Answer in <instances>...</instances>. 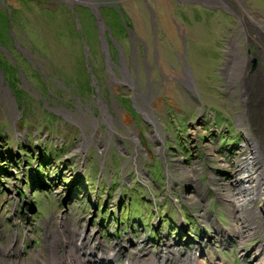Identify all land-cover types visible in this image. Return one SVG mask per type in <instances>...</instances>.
Returning <instances> with one entry per match:
<instances>
[{
  "label": "rangeland",
  "instance_id": "1",
  "mask_svg": "<svg viewBox=\"0 0 264 264\" xmlns=\"http://www.w3.org/2000/svg\"><path fill=\"white\" fill-rule=\"evenodd\" d=\"M118 1L128 11L125 22L130 38L126 33L118 36L125 54L111 49L108 67L120 81L111 61L116 66L122 61L123 72L130 70L134 82L137 78L132 68L139 65L138 79L144 83L146 61L141 48H146V53L147 46L152 47L147 3L154 6L158 18L157 45H163V56L152 76L160 79V86L150 108L146 107L154 122L146 117L145 108L140 109L143 102L138 97L132 101V88L111 81L105 65L107 54L99 50L97 39L88 40L91 51L87 60L80 48L72 46L79 37L62 26L63 21H73L71 3L63 2V19V11L54 15L53 0H5L16 23L30 21L39 28L28 35L30 43L24 36L17 37L21 51H0V247L5 252L14 251L15 257L7 259L12 264H41L35 257H46L55 239L61 252L64 242H72L61 235L64 220L67 229L69 225L72 228L69 236L74 237L76 230L86 236L94 234L86 239L87 254L103 242L108 257L109 249L121 245L120 254L143 263L152 259L153 252L165 249L194 257L200 246L204 264L211 257L217 264H252L257 247L264 243V202L258 199L248 211L254 216V224L249 220L248 225L260 226L261 235L255 236L247 225L245 232L249 233L241 241V229L236 230V239L227 234L233 222L241 226V216L231 215L223 204L225 199L208 192L207 186L215 180L221 183L220 178L230 181L229 175L242 171L241 164L235 162L248 155L251 137L264 151V135L258 134L264 129V96L258 98V89L248 87L251 80L245 81L252 77L240 71L246 64L255 73L251 60L257 61L256 71L263 68L264 54L260 57V51L253 49L251 54L241 52L242 64L236 66L239 59H231L224 41L230 35L245 33L243 25L228 20L220 11H211L202 1ZM4 4L0 0V18L10 14ZM247 11L264 24V0L248 1ZM113 19L116 25L118 18L113 15ZM174 22L182 29L180 33ZM54 23L60 29L55 30ZM225 25L228 30L223 29ZM0 31H4V23ZM179 34L187 42L185 60L190 68L183 61L186 48ZM239 39L242 45L244 39ZM169 57L175 66L179 60L180 68L189 69L192 90L189 84H181L186 78L180 70L170 69ZM161 66L167 73L163 82L164 78L158 77ZM232 66L237 67L235 77L226 71ZM93 120L98 124L95 141L87 153L76 152L84 133L97 130ZM134 131L144 150H136L134 135L130 136ZM191 198L193 205L189 204ZM217 221L227 235L217 231ZM15 236L17 241L13 242ZM19 248L25 255L17 253ZM135 251L138 256H134ZM118 264H123V259Z\"/></svg>",
  "mask_w": 264,
  "mask_h": 264
},
{
  "label": "flooded vegetation",
  "instance_id": "2",
  "mask_svg": "<svg viewBox=\"0 0 264 264\" xmlns=\"http://www.w3.org/2000/svg\"><path fill=\"white\" fill-rule=\"evenodd\" d=\"M18 1V0H16ZM54 1V8L53 11L56 12L55 14H59L57 13L58 11H63L60 16H63V19L65 18V12H64V7H63V2H67V3H71L72 5H70V15L73 16V21H69L67 23V21H63L64 24H62V26L67 27L68 31H72L75 34H77L79 37V42H74L75 48H80L82 50L83 55L85 56V59H88V54L91 51V48H89V44H88V40L89 38H95L97 39V46L99 48V50H101L107 57L106 60L109 59V54L111 57V49H114L115 51H117L120 55V53H122L124 56L125 54V48L121 47L122 45H120L118 43L119 38L118 36H120V34H124V35H129L128 38H130V34L127 32L128 30V23H126L125 21L128 20V11L124 9H122V7L120 6V3L118 0H53ZM90 1V2H88ZM180 1V0H178ZM205 2H201L203 5L211 8V11H215V12H222L224 15H226L228 20H233L235 23H241L243 26L242 28L245 29V33H240V34H235V35H230V37L224 41L225 46L229 49L228 53L229 55H231V59H234V55H236V57L239 59L241 52H245L248 54H251L252 49L256 50V51H260V54L263 55L264 53V36L260 37L261 33L259 34L260 36L258 37L259 40L258 41H254L255 39H251V36L255 34V29L258 30L259 32H262V34L264 35V32L262 31V29H260L257 26H250L251 23L247 22V19H249V16H254V18L256 17L255 14L252 13V15L247 11V4L248 1L250 0H204ZM4 4V6L6 7L7 12L6 13H10L8 16H2L0 18V24L4 23V31H0V51L3 50H8L9 54H11V49L14 50H19L21 51L23 48L18 45V40L17 37L18 36H24L25 39L27 41H29L30 43V39L28 38V35L30 34H34L33 31H35L36 29L39 28L37 23L34 22H30L28 21L26 24L25 23H16L14 21V19H12V9L8 8L6 5L5 0H2ZM209 2V3H208ZM219 2V3H218ZM89 3V4H88ZM92 3V5H91ZM199 3V2H197ZM214 3V4H213ZM211 4V5H210ZM218 4V5H217ZM116 6V7H115ZM177 7H180V4L176 5ZM131 9H133V6L130 7ZM146 9L148 12V19L149 22L151 24V33H152V47H148V51L145 53L146 48H142L143 50L142 53V57L144 58V61H146L145 66V70H146V74H145V80L144 83L142 84L141 81L138 79L139 77V71L137 69V67L139 66H133V71L135 72L136 75V82L133 81V79L131 78L132 76L129 75V72L131 73L130 70H127L126 72H123L122 69L124 64L121 61V64L119 66H116L114 62L111 61L112 63V68L116 69V71H118L120 73V77L121 80H118L115 76L116 74H113L112 71H110L108 65L110 63V60L106 61V70L108 72L109 75H111L110 77L112 78V82L115 84H123V86H128L130 88L133 89V96L132 97V101L135 102L136 97H138L143 103V105L146 107L149 106L150 108V104L154 98V96L157 94V91L159 89V80L156 81L153 76H152V72L154 70L155 65H159L160 61H161V57L163 56V45H161V48L158 47L157 45V40H158V29H159V22H158V18L155 14L154 11V6L152 4H146ZM113 12V14H112ZM113 15H115V18H118V22L115 25L114 24V19H113ZM248 17V18H247ZM53 18V15H52ZM205 17H202V19ZM145 19H147V17H145ZM256 19V18H255ZM84 21H86V23H83ZM56 23V22H55ZM54 23V26H55ZM224 24H227L224 21ZM75 25V26H74ZM175 25V29L177 30V32H179L180 30L182 31V29L180 28L179 24H177V22H174ZM56 28L60 29L59 25L55 26V30ZM224 30H228L227 25L223 26ZM179 30V31H178ZM242 30V29H241ZM248 30V31H247ZM261 30V31H260ZM180 31V32H181ZM179 32V33H180ZM4 33V34H3ZM126 33V34H125ZM249 36H248V35ZM247 35L246 39L245 36ZM54 36H56V32L54 33ZM117 36V39H116ZM182 37V34H179V37ZM101 37H106L105 40H103L104 38L101 39ZM181 39V44L183 46V48H186L187 42L186 40L182 37ZM87 38V39H86ZM239 38H243L244 42L242 45H240L239 42ZM117 40V41H116ZM262 41V42H261ZM55 45L57 44V42L54 43ZM52 45L51 47L55 46ZM133 42H129L130 48L134 50V46H133ZM44 45V44H43ZM95 45V41H92V46ZM125 45V44H124ZM32 47H38L36 45H32ZM45 46V45H44ZM91 46V47H92ZM128 46V45H126ZM104 47V48H103ZM108 47V48H107ZM105 48H107L105 50ZM94 49V48H93ZM118 49H120L122 52H120ZM149 50H151V54H149ZM135 51V50H134ZM185 51V52H184ZM182 52V54L184 55V59L183 61L185 62V65L188 66L190 68V66L186 63L185 57L187 56L186 52H187V48ZM6 52V51H5ZM81 53V54H82ZM179 52L177 51V48H175V56L177 57V59L179 58ZM234 53V54H233ZM149 55L151 56L149 58ZM239 55V57H238ZM110 57V58H111ZM235 58V59H237ZM123 59V58H122ZM173 58L169 57V60H167V63L170 62V69L173 72H178L180 70V72L182 73V75L186 78V80H182L181 84H183L184 86H187L189 84V90H192V86H193V78L189 77V69L187 67L184 68H180V61L177 60V64L178 67L174 65V63L172 64L171 60ZM143 60V59H142ZM130 61V60H129ZM240 61V60H239ZM254 60H251V63ZM142 62V61H141ZM243 62V60H242ZM143 63V62H142ZM151 63V66H148V64ZM264 64V62H262ZM141 64V63H140ZM142 65V64H141ZM182 65V64H181ZM257 67V66H256ZM163 66L160 67V72L158 77L164 78L161 82L166 80V76L167 73L165 75L164 70L162 69ZM180 68V69H178ZM264 69V66L263 68ZM114 76V77H112ZM174 82L179 84V81L177 79L174 80ZM131 83L133 84V86L131 85ZM143 85V86H141ZM135 90V91H134ZM153 111V108L150 109ZM148 117V116H146ZM149 119V118H148ZM150 120V119H149ZM155 120V118H154ZM152 121V120H151ZM153 122V121H152Z\"/></svg>",
  "mask_w": 264,
  "mask_h": 264
},
{
  "label": "bare ground",
  "instance_id": "3",
  "mask_svg": "<svg viewBox=\"0 0 264 264\" xmlns=\"http://www.w3.org/2000/svg\"><path fill=\"white\" fill-rule=\"evenodd\" d=\"M196 1L205 2L204 0H196ZM88 2H90V1H88ZM91 5H92V3H91ZM247 22L251 23L250 26H252V25L257 26L260 29H262V31L264 32V24H260L254 18V16H249V19H247ZM257 36L262 37L264 35L262 34V32H259L258 30L255 29V34L251 36V39L252 40L255 39L254 41H258L259 38ZM235 56L236 55H234V57ZM261 56L262 55H260V57ZM238 57H239V55H238ZM261 58H262L261 61L264 62V55ZM239 60H240V58H239ZM239 63H241V62L240 61L238 63L235 62V65L237 66ZM226 71L231 77H235L234 74H236V72H237V67H235V66L228 67ZM240 71H244V73L250 74L252 79H250V77H248V76L246 77V79L244 77V79H245V81L251 80L249 82L248 87H250V88L252 87V88H254V90L258 89V91H259L258 98H260L262 100L263 96H264V79L262 78L264 76V73H263L262 68L260 70L255 71V73H252L250 71V68H248V66L246 64L245 65L242 64V69ZM260 78H262L261 81H260ZM259 83H261V85L259 86V88H256ZM245 97H247V96H245ZM246 100H248V99L246 98ZM102 102L103 101L100 100L99 104L106 109V105H104ZM139 107L142 110H144V108H145V106L143 104ZM254 111H253V113L256 114V109H254ZM144 112H145V114H147L148 118L154 122V116L152 115V112L150 113L151 115L148 114L147 109ZM105 115L110 117V115L107 114V110L105 111ZM123 122H124V124H126L128 122L125 117L123 119ZM245 122L248 123L246 120H245ZM93 124H94V127L97 128V130H95V131L92 130V132H90V133H84L83 140L81 141V144H79L78 147H76L77 148L76 152H80V151L85 152L86 150L88 151L91 143L95 141V135L94 134L98 131V127H97L98 124L95 120H93ZM110 128H111V126H110ZM258 134L260 136L264 135V129L259 131ZM131 135H134L132 137V140L135 143L136 150L137 151L144 150L143 148H141V144L139 142V137L137 135V132L134 131V132L130 133V136ZM250 139H251V142H250L251 148L248 151V155L243 157L241 160L237 159L235 162V163L238 162L239 164H241V167H242L241 170L242 171L241 172L235 171L233 173V175L232 174L229 175L230 179H231L230 181H227V180H224L223 178L222 179L220 178L218 180H221V183L216 182V180H215L214 183H213V181L208 182V186H207L208 192L212 191V192H214V194L216 193V195L219 199H220V197H223L225 199L226 205L223 201L222 202H223L225 208L228 209V212L231 215L241 216V218H242V221H241L242 224H240L241 226L235 225L236 223L233 222L231 224V225H233L232 229H230V230L227 229L228 236L233 237L234 239H236V237H238V236H236V230L241 229L240 235L238 237L241 241H245V239H246L245 234L249 233V231L245 232L246 229L249 230V228H250V230L252 232L253 231L256 232L257 234L255 233V236H257L258 234L261 235L260 230L262 229V228H260V226L253 225L254 224V221H253L254 216L252 214H249L248 211L250 210V208L254 207L253 203H255L258 199H262V202H264V151H263V149L261 150V148H259L260 145L256 142L257 141L256 139H254L252 137ZM103 147L105 148V145H103ZM242 151H243V149H242ZM85 153H87V152H85ZM99 153L101 156V160L104 162L105 161L104 152L100 147H99ZM232 163H234V160L232 161ZM192 173H193V171L191 172V174ZM193 175H198V173L193 174ZM210 184H211V187H209ZM202 192H200V194ZM208 192H207V194H208ZM202 196L205 197L206 193H204ZM193 201L196 203L199 202L198 198H194ZM189 202H190L189 203L190 205L194 204L192 202V198L190 199ZM238 210L241 213L237 214ZM203 215H205V214H203ZM214 219L216 220V218H214ZM214 219H212V220H214ZM207 220H208L207 217H204V221L206 223H208ZM212 220H211V222H213ZM249 220L253 221V224L250 226L248 225ZM195 221L199 222V220L197 218L195 219ZM185 223H186V221H185ZM214 225H215V223H214ZM247 225L249 228H246ZM69 226H70V228L67 229V222H65L64 220H63V224H61V226H60V228H62V232H61L62 237L64 239H66L67 241H68V238H70L72 240L71 243L64 242L65 243V245H64L65 249L63 252H61V247L57 245L58 242L55 239L53 242H51V243H53V245L50 246L49 252L47 253L46 257L45 256L41 257V256L37 255V257H35V259L39 258L40 260H38V261H40L41 264H91V263L92 264H108V263L109 264H118L119 261H121V259H123V264H204V262H205V261L204 262L201 261V259H202L201 257L202 256L205 257V255L203 252H200V249H201L200 246H198L199 254L197 253L196 256H194V257H193V255H190L191 253H188V252L185 255H183V253L178 252L177 249L176 250L165 249L164 251L162 250L163 252L161 251L162 253L161 252L160 253L153 252L154 254H153V256H151L152 259L149 260V262L146 261L143 263H139L136 260L131 261L133 258L131 259L129 256H128L129 257L128 258L123 253L120 254V249L123 248V246H121V245L119 246L118 249L116 248L117 250L116 249L115 250L109 249L108 252H110L111 254L108 257L107 256L108 253H106L107 252L106 246L103 242L100 243V241H99L100 244H96L94 247H92L89 254H87V252H84V250H86V249H84V246H86V239H87V237H91V236L94 237V234L90 235L92 233L91 232V233H88V235L86 236L83 231L80 234L79 230H76L75 234H77L79 232V234H80V235H78L79 238L74 233H73L74 237L69 236V233H71V235H72L71 225H69ZM217 226L219 228L217 231H219L221 234L223 233L224 235H227L224 233L225 228L222 227L218 221H217ZM183 230H185L184 226H183ZM262 231L264 234V230H262ZM207 235L212 236L210 232H208ZM15 241H17V236L14 237L13 242H15ZM171 248H175V247H171ZM21 250H22V248H19L17 253L25 255L24 250L22 252H20ZM134 254H135L134 256L139 255L136 251L134 252ZM256 254H258V255L253 256L254 262L252 264H264V243H260L259 247H257V253ZM200 255H202V256H200ZM11 256H12V254H9L8 257H6V255H4V254H3V256L0 255V264H11V262H9V260H7V258L11 259ZM198 256H200V258H198ZM107 258H109V259H107ZM95 259H97V261ZM210 259L211 260H210V262H208V264H217V260L214 259V257H211ZM32 263L34 264L33 261H32Z\"/></svg>",
  "mask_w": 264,
  "mask_h": 264
},
{
  "label": "water",
  "instance_id": "4",
  "mask_svg": "<svg viewBox=\"0 0 264 264\" xmlns=\"http://www.w3.org/2000/svg\"><path fill=\"white\" fill-rule=\"evenodd\" d=\"M252 64H253V66H252V71H256V66H257V61L256 60H254L253 62H252Z\"/></svg>",
  "mask_w": 264,
  "mask_h": 264
}]
</instances>
